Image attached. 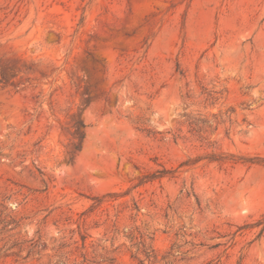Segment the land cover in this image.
Masks as SVG:
<instances>
[{
  "label": "rangeland",
  "instance_id": "374dc122",
  "mask_svg": "<svg viewBox=\"0 0 264 264\" xmlns=\"http://www.w3.org/2000/svg\"><path fill=\"white\" fill-rule=\"evenodd\" d=\"M0 264H264V0H0Z\"/></svg>",
  "mask_w": 264,
  "mask_h": 264
}]
</instances>
